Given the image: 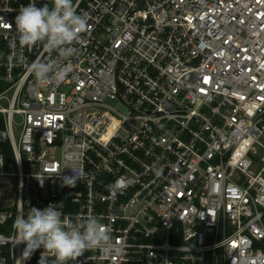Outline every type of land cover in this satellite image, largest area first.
<instances>
[{"label": "built area", "instance_id": "1", "mask_svg": "<svg viewBox=\"0 0 264 264\" xmlns=\"http://www.w3.org/2000/svg\"><path fill=\"white\" fill-rule=\"evenodd\" d=\"M28 3L0 0V264L49 204L109 229L69 264H264V0H74L86 30L43 86L48 54L14 27Z\"/></svg>", "mask_w": 264, "mask_h": 264}, {"label": "clouds", "instance_id": "2", "mask_svg": "<svg viewBox=\"0 0 264 264\" xmlns=\"http://www.w3.org/2000/svg\"><path fill=\"white\" fill-rule=\"evenodd\" d=\"M14 27L21 48L32 49L39 45L48 54V59L33 60L28 66L36 84L43 86L63 76L62 61L74 56V45L86 30L87 17L77 14L74 0H51V7L47 0L39 6L37 0H29L14 17ZM53 53L57 55L53 57ZM17 62L27 63V58L18 56ZM72 155L69 153L65 158L72 159ZM68 169L71 175L61 174L58 179L62 187L74 188L85 173L79 168ZM12 227L15 246L25 245L17 264L30 260L41 248L38 264H47L49 256L54 258L52 264H69L86 251L102 249L110 243L108 227L96 216L73 223L56 204L42 209L30 207L27 213L16 216Z\"/></svg>", "mask_w": 264, "mask_h": 264}]
</instances>
